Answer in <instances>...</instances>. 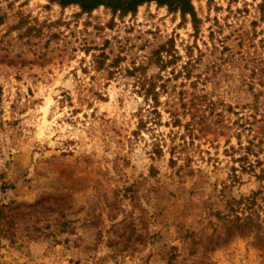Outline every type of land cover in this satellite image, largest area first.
I'll use <instances>...</instances> for the list:
<instances>
[{"label":"rangeland","instance_id":"374dc122","mask_svg":"<svg viewBox=\"0 0 264 264\" xmlns=\"http://www.w3.org/2000/svg\"><path fill=\"white\" fill-rule=\"evenodd\" d=\"M190 3L0 0V264H264V0Z\"/></svg>","mask_w":264,"mask_h":264},{"label":"trees","instance_id":"16d2710c","mask_svg":"<svg viewBox=\"0 0 264 264\" xmlns=\"http://www.w3.org/2000/svg\"><path fill=\"white\" fill-rule=\"evenodd\" d=\"M53 3H58L62 7H68L70 5H78L82 12L89 13L95 9L105 6L115 11H120L122 14L134 13L137 9L149 2H157L161 5H167L168 7H175L180 9L182 15H190L192 20H195L196 15L194 8L192 7L191 0H49Z\"/></svg>","mask_w":264,"mask_h":264}]
</instances>
